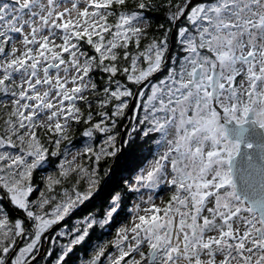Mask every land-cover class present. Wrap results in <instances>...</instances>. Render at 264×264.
I'll return each instance as SVG.
<instances>
[{"label": "snow or ice", "instance_id": "obj_1", "mask_svg": "<svg viewBox=\"0 0 264 264\" xmlns=\"http://www.w3.org/2000/svg\"><path fill=\"white\" fill-rule=\"evenodd\" d=\"M133 97L122 143L151 144V159L102 209L47 237L56 264L110 227L128 194L140 195L127 222L84 264L106 253L108 264H264V0H0V264H34L46 234L101 195L98 168L78 157L118 156ZM74 124L107 134L103 145L65 151L50 195L30 200L33 173L72 143Z\"/></svg>", "mask_w": 264, "mask_h": 264}, {"label": "trees", "instance_id": "obj_2", "mask_svg": "<svg viewBox=\"0 0 264 264\" xmlns=\"http://www.w3.org/2000/svg\"><path fill=\"white\" fill-rule=\"evenodd\" d=\"M152 22H153V30H155L156 25L164 22L163 13L153 12ZM155 34L159 35L160 33H155ZM159 75H163V74H159ZM159 75L156 77V79L159 78ZM130 86L133 88V91L137 89V86L135 85H130ZM131 100L132 98H129V105ZM134 111L135 110H133V112ZM136 117H137V110L135 111L134 116L133 118H131V120L127 119V122L129 121L128 123L129 126L126 127L125 130V140L129 139V137L126 134L131 130L132 126L135 124ZM123 119L124 118L120 119L117 124V129L119 130L120 133L117 139L118 147H121L120 140L122 134ZM86 127L88 126L84 124H79V125L74 124L72 130V137H73L72 143L70 145L67 142L62 144L61 155L49 156L47 162L33 173V186L35 190L30 195V200L33 201L37 200L40 197L41 191H44L46 195H50L46 191L47 177L53 176L54 178H60L59 165L61 161L65 159V155H64L65 151L68 153L67 159H71L72 155H74L77 151L83 153V149L89 145L93 146L94 148H96L97 151H99V148L103 145V141L106 139L107 134L96 132L94 134V137L88 138L83 136V132ZM150 148H151V144H146L142 140H137L134 145L124 144V148L118 154L116 160L115 158H111V157L102 158L98 165L95 164L94 157H92V159H89L88 153H83L80 157H78L77 162L82 163L85 167H88L89 169L93 167L98 168V172L101 177L102 193L101 195L94 197L91 201L86 202L85 205H83L76 212H74L72 215L66 218L65 221L62 223V225L54 233H52L51 237L58 235V232L61 229V227L64 226L70 229L74 225H76L77 222L81 220L87 213L96 212L102 209V207L106 204L105 197L112 191V189L116 188L117 190H119L120 188H123V184L121 183V181L124 179L131 180L132 177H134L138 173L139 169L143 167V162L145 159L144 155L146 152L151 158L152 153L150 151ZM53 150H54V146H49V151L51 152ZM106 171L109 172L111 179H109L108 176L105 175ZM105 181H107V183H105ZM73 183H75V174H73V177L69 178L68 180H62L61 184L55 186L54 194L57 195L58 200L62 198V192L65 188H67L71 193ZM86 187H87L86 180L84 179L80 180L79 190L83 191L85 190ZM138 196L139 194H128L125 200L124 210L121 211L119 216L115 218V220L111 223V226L106 227L104 229L96 228L95 230H93L89 238H87L82 245L77 246L74 249V251L70 254V256L66 258L67 264H83L84 262H86L88 259L91 258L96 247L99 244L112 240L116 235V230L123 223L127 222L128 218L130 217L129 210L132 208L133 204L135 203V200L138 199ZM55 203L56 201H53V205L48 206L46 208V211H50L51 207L54 206ZM2 206L7 209L12 219L20 218L23 215L22 213L15 210V208L12 207L7 200H4L2 202ZM61 240L66 242L65 238H61ZM25 242L26 241L23 240L21 246H23ZM50 249L53 250L52 255L48 256L47 253ZM49 250H47V252L43 256L37 259L34 262V264H56V259L60 252L59 245L50 244ZM113 250H114L113 248H109V252ZM106 257H107V253L105 257L101 258L102 263L104 264H108Z\"/></svg>", "mask_w": 264, "mask_h": 264}, {"label": "water", "instance_id": "obj_3", "mask_svg": "<svg viewBox=\"0 0 264 264\" xmlns=\"http://www.w3.org/2000/svg\"><path fill=\"white\" fill-rule=\"evenodd\" d=\"M174 46H175V41H174L173 44H172V49H171V52L169 53V55L172 54V51H173ZM138 91H140V88H139V87H137V89H136L135 92H138ZM137 98H138V97H133V98H132V100H131V102H130V105H129V108H128V110H127V112H126V115H125V117H124V119H123V125L126 124V123H127V124L129 123V121L127 122V119H128V117H129L130 115L132 116V113H133V110H134V107H135V104H136ZM129 120H130V119H129ZM125 130H126V128H123V127H122V134H121V140H120L121 151H122L123 148H124V144H123L122 142L125 140ZM116 158H117V157H116ZM116 158H115V160H116ZM101 187H102V185H101ZM63 222H64V221H62L59 225L54 226V228H53L52 230H50L49 233H47L46 235H51L53 232H55V231H56V230L62 225ZM22 242H23V240H20V241L18 242V244H17V250H18V248L21 246V243H22ZM43 247H44V240H43V242H42V246H41V248H40L39 256H38L37 259H39L41 256L44 255L45 250H43Z\"/></svg>", "mask_w": 264, "mask_h": 264}, {"label": "rangeland", "instance_id": "obj_4", "mask_svg": "<svg viewBox=\"0 0 264 264\" xmlns=\"http://www.w3.org/2000/svg\"><path fill=\"white\" fill-rule=\"evenodd\" d=\"M135 91H136V90H135ZM140 102H141V101H140V99H139L138 102H137V105L140 104ZM135 111H136V106H135ZM135 111L133 112V115H134ZM133 115H132V116L130 115V116L128 117V119H131V118L133 117ZM128 126H129V125L126 123V124H124L122 127H123V128H126V127H128ZM139 195H140V194H139ZM159 195L162 196L164 199H167V198H168V193H167L166 190L160 192ZM137 202H139L138 199L135 200V203H137ZM71 215H72V214H71ZM66 218H68V217H66ZM66 229H68V228L63 226V227H61V229L59 230V232L62 231V230H66ZM59 232H58V233H59ZM53 233H54V232H53ZM51 235H52V234H51ZM51 235H46V238L44 239V247H43V250H45V253L47 252V250H49V245H50L49 242H48L47 237H51ZM20 247H21V246H20ZM113 251H114V250H113ZM45 253H44V254H45ZM88 260H89V259H88ZM83 264H84V263H83ZM102 264H104V263H102Z\"/></svg>", "mask_w": 264, "mask_h": 264}, {"label": "flooded vegetation", "instance_id": "obj_5", "mask_svg": "<svg viewBox=\"0 0 264 264\" xmlns=\"http://www.w3.org/2000/svg\"><path fill=\"white\" fill-rule=\"evenodd\" d=\"M151 16H152V14H151ZM177 52H178V48H177V46H176V43H175V46H174V48H173V51H172V54H171V56H175L176 54H177ZM141 90V89H140ZM135 91V90H134ZM138 100H139V98H137V102H138ZM137 102H136V105H137ZM135 110V109H134ZM133 114V113H132ZM134 116V115H133ZM133 118V117H132ZM131 120V119H130ZM144 157H145V159H144V162H143V167L145 166V164H146V160H148V159H151L150 157H149V155H148V153L146 152L145 153V155H144Z\"/></svg>", "mask_w": 264, "mask_h": 264}]
</instances>
